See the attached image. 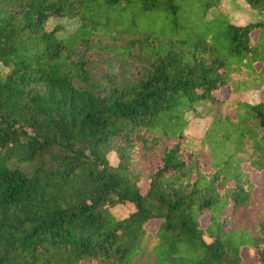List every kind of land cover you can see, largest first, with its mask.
I'll return each instance as SVG.
<instances>
[{
    "label": "trees",
    "instance_id": "16d2710c",
    "mask_svg": "<svg viewBox=\"0 0 264 264\" xmlns=\"http://www.w3.org/2000/svg\"><path fill=\"white\" fill-rule=\"evenodd\" d=\"M193 1L0 0V264H241L244 247L264 264V98L242 99L264 93V19ZM162 7L156 41L140 19ZM199 11L219 19L183 35ZM96 38L122 74L91 75ZM188 113L210 119L202 137Z\"/></svg>",
    "mask_w": 264,
    "mask_h": 264
},
{
    "label": "rangeland",
    "instance_id": "374dc122",
    "mask_svg": "<svg viewBox=\"0 0 264 264\" xmlns=\"http://www.w3.org/2000/svg\"><path fill=\"white\" fill-rule=\"evenodd\" d=\"M225 5L228 7L230 13V20L235 24H246L248 22L261 21L263 20L262 14L258 11L252 10L245 0H225ZM190 4L193 5L194 1L190 0ZM216 12L212 11L208 16H205L202 11L199 12H189L183 18L184 27H180V31L183 35L193 36L196 30H204L209 29L213 26V19L216 18ZM219 19V18H217ZM215 19V20H217ZM173 15L170 10L166 7H162L156 9L151 12L145 13L141 16L140 25L144 33L152 34L154 40L160 41L161 37L168 36L172 31L173 27ZM63 25L65 27L64 32H70L77 28L76 20L69 19H59V18H51L48 28L52 29L55 25ZM176 31L174 30V33ZM92 47L84 49L82 48V52L84 53L85 58L88 60V69L91 75L95 80L101 78L105 74H112L113 76H118L123 73L124 68V60L117 58L116 53L113 51H109L108 49L99 46L101 45H111L105 39L96 38L92 40ZM96 45V46H95ZM138 64H134L131 66L133 71H138ZM264 98V93L253 90L247 94L242 96V99L248 101L250 103H257L261 99ZM247 99V100H246ZM186 119H188L187 126L183 129V132L187 135H195L197 137H202L210 123L209 118H196L192 114H186ZM109 160L111 164L117 165L118 158L115 153L109 154ZM256 183H264L263 174L255 173L253 175ZM142 189L145 192L146 184L142 183ZM263 185V184H261ZM260 198L264 201V192L261 193ZM112 212L117 218H125L129 215V211L125 206L118 205L112 208ZM207 219H203V224H207ZM158 225V221L151 223L149 229L151 231L155 230V226ZM205 239L208 242H211L207 235H205ZM155 242V241H154ZM153 242V243H154ZM254 248L244 247L242 251L243 261L241 264H257Z\"/></svg>",
    "mask_w": 264,
    "mask_h": 264
}]
</instances>
